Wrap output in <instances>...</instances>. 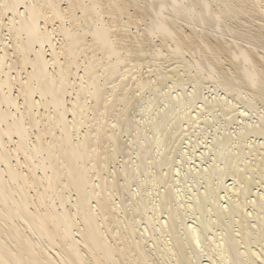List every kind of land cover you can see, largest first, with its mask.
Listing matches in <instances>:
<instances>
[{
  "label": "bare ground",
  "instance_id": "6f19581e",
  "mask_svg": "<svg viewBox=\"0 0 264 264\" xmlns=\"http://www.w3.org/2000/svg\"><path fill=\"white\" fill-rule=\"evenodd\" d=\"M259 104L264 0H0V264H264Z\"/></svg>",
  "mask_w": 264,
  "mask_h": 264
},
{
  "label": "rangeland",
  "instance_id": "374dc122",
  "mask_svg": "<svg viewBox=\"0 0 264 264\" xmlns=\"http://www.w3.org/2000/svg\"><path fill=\"white\" fill-rule=\"evenodd\" d=\"M190 88V87H189ZM208 94V93H207ZM215 95V94H214ZM213 95V96H214ZM161 103V102H160ZM164 103L162 102L161 104H159L161 107H163L164 105H163ZM149 104H144V106H146V107H149L150 106V109H149V111L148 110H146V113L148 114V112H149V116L147 115L146 116V114H144V111H143V113H140V112H137V111H139V109L137 110L136 109V111L135 112H137V114H136V116H138V117H140V115H144V116H141V117H143V119L140 117L139 119L141 120L142 119V121L143 120H145V119H148V118H146V117H152V114H155L156 113V111L155 110H158V108H159V106L158 105H156V106H154L153 104H151V105H149ZM261 106H262V104H259V109H258V111L261 113L262 111L264 112V106L261 108ZM151 108H152V112L150 113V111H151ZM154 111H155V113H154ZM134 112V113H135ZM263 112H262V114H263ZM133 115H135V114H133ZM151 115V116H150ZM218 116H219V118H218ZM218 116H216L217 117V119L215 120V119H213L214 120V122L212 121V123H214V126H213V124L211 125H207V124H204L203 123V125H205V128H206V126H208L206 129H208V130H206L205 128H204V133H210V131H211V133H214V131L218 134V135H220V134H222L221 132H223L224 131V129H225V126H226V124L224 123V122H226V120H225V117H223L222 115L220 116V115H218ZM254 116H256V115H254ZM223 117V118H222ZM221 119V120H220ZM224 120V121H223ZM254 120V121H253ZM219 121V122H218ZM249 121H253V122H255L256 121V117H254V118H250L249 119ZM223 123H224V125H223ZM202 125V124H201ZM202 125V126H203ZM211 126V127H210ZM233 126V127H232ZM237 126V124L236 123H234L233 125H230L229 127H230V129L233 131V130H235L236 127ZM210 127V128H209ZM223 127V128H222ZM235 128V129H234ZM214 129V130H213ZM209 131V132H208ZM124 133H126V132H124ZM123 133V137H122V139H123V143H124V146H125V144H126V146L125 147H127L128 148V150L129 151H131V152H129V156L130 155H132V157L133 156H135V153H133L132 151H133V148H132V146H131V135H130V133H129V135H128V133H126V134H124ZM210 133V134H211ZM212 136V134L209 136V134H208V138H209V140H211V137ZM129 138H130V141H129ZM206 138V137H205ZM126 141H127V143H126ZM130 143V144H129ZM130 146H131V148H130ZM123 157L124 156H119V158H120V160H122L123 159ZM130 157V161H131V159L132 160H135V158L136 157ZM118 158V159H119ZM128 160H129V157H128ZM117 165H120V161L119 162H117ZM190 183V182H189Z\"/></svg>",
  "mask_w": 264,
  "mask_h": 264
}]
</instances>
